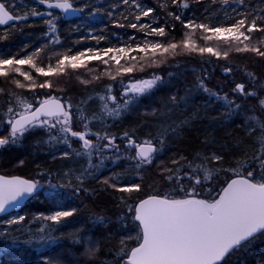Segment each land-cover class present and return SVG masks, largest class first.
I'll use <instances>...</instances> for the list:
<instances>
[{
    "label": "trees",
    "instance_id": "obj_1",
    "mask_svg": "<svg viewBox=\"0 0 264 264\" xmlns=\"http://www.w3.org/2000/svg\"><path fill=\"white\" fill-rule=\"evenodd\" d=\"M6 6L11 5L19 14H25V8L32 7L41 12H49L41 7L34 5L33 0H2ZM99 0H75L74 6L83 7L82 17L70 22H64L62 19L56 21L57 32L50 33L45 19L52 17H32L27 21L18 22L10 27L1 29L0 37L7 33L6 39H0V58L19 56L24 57L33 51L43 47L38 63L47 65L54 63L58 59L57 53L64 54L63 51L71 49V52L83 51L84 49L99 44L117 45L134 43L144 38V33L130 27H116V23H152L153 18L157 23L154 26H167L169 36L161 42L167 43L169 40L179 43L185 37L188 31L169 12L175 15H181L185 22L194 20L197 23H204L210 26H216L221 23L230 24L233 21L229 16L234 17L236 13L231 12L232 7H236L229 0L228 5H222L220 0L213 3L212 0H186L189 7L179 6L183 0H136L144 7H151L153 11L149 16L141 17L139 22L135 21V15L138 10L131 11L130 6L123 4V0H102V6L97 4ZM249 2V0H246ZM166 3V8H161L160 4ZM249 7L255 9L264 7L259 4V0H250ZM101 9L96 13V9ZM207 9V11H205ZM243 10V9H241ZM102 15V23L99 16L91 17L93 13ZM111 12L112 16L108 13ZM55 16L57 13L53 12ZM254 14H257L254 12ZM264 15V13H259ZM60 17V16H58ZM127 17V19H124ZM251 19V17H249ZM258 23H260L258 21ZM18 24L28 26L18 27ZM79 26V30H77ZM91 28L96 33L94 36L87 33ZM58 36L60 44H52L51 36ZM96 37H103L102 41H97ZM132 37H136L135 40ZM264 37V33H258V40ZM154 39V38H153ZM58 57V58H57ZM139 58V57H138ZM136 62V61H135ZM114 63V62H113ZM160 72L161 80L158 85L147 95H144L142 103L133 104L131 113H123L122 118H105L103 123L99 119L90 125L92 132L104 133L106 130L110 135L119 137L124 132H129L137 141L140 140L136 135H152L157 137L158 133L164 132L165 146L162 155H160L153 165L146 166V170H137L135 161L129 159L134 156L131 151H125L123 154H114L113 152H103L102 160L109 156L102 169V161L94 158L89 167V161L84 155L76 156L70 154L64 157V152H70L71 149L63 143L50 140L49 134L42 128L25 133L22 141L18 145H5L0 148V174L4 176H20L29 180L39 181L44 185L38 195L32 197L29 202L19 211L7 216L0 217V264H119L123 257H117V252L121 247L135 246L134 239H127L128 236H134L137 228L134 227L131 219L132 213L127 211L124 203L119 199L124 197L129 203H134L137 198H146L151 194L173 195L177 198L183 197L182 192H173L169 186L159 176V169L156 167L158 161H164L162 167H176L170 163L172 159H179L181 155L188 160L199 153L202 156H211L217 153L224 157L223 165L228 167L235 160L244 157L245 153L253 155L258 145L254 144L253 137L257 133L248 134L245 121L249 116L255 115L258 118H264V112H261L257 97L244 98L238 93H233V82L230 74H223L221 71L225 67L232 69L231 74H235L242 83L246 85V90H255L258 97H264V58L257 57L250 53L231 52L228 59H217L205 53L201 56L198 53L176 52L170 58L158 57L154 65ZM26 71H31L27 65L21 66ZM115 66H111L108 71L115 73ZM144 67H137L133 74L135 79L147 77L151 71ZM95 71V69L93 70ZM96 74L89 75L75 74L66 72L54 81L52 89H37V93L60 96L65 100L71 99L73 112L77 111L76 106L89 114V106L81 101H87L90 97L97 100L101 95H105L107 90L102 87L107 82H115L109 77L102 81L94 79L100 76L102 68L96 69ZM246 73H253L255 80L250 79ZM90 74V73H89ZM127 75V76H133ZM35 75V73H33ZM126 76V77H127ZM23 80V77H17ZM43 80L44 78H39ZM203 80L211 91L217 95L205 93L203 88L196 85L197 80ZM89 81L81 83V81ZM10 83H8V82ZM226 87L229 90H226ZM0 88L4 89L0 94V116L6 112L9 92L22 93L28 98H32L33 93L27 90L16 89L11 83V79L0 77ZM199 88V90L197 89ZM225 89V90H222ZM227 93L228 97L238 99L241 105L240 109L228 107L221 101L222 94ZM175 97V102L172 98ZM91 102V104L93 103ZM96 102V101H95ZM13 105L15 101H12ZM155 107L151 114L139 112L143 107ZM89 107V108H88ZM255 111H252V110ZM95 110L92 106L91 109ZM146 114V115H145ZM7 118L5 117V120ZM251 123V122H250ZM177 125L180 127L176 133L171 131ZM73 130L83 131L80 122L74 117ZM9 126L5 123L0 127V138L9 136ZM102 129V132L100 131ZM53 135L56 131L53 130ZM95 138V136H91ZM72 142H78L72 138ZM107 143V141H104ZM124 147V146H123ZM72 148L83 150L80 142L73 143ZM23 161L21 164L20 161ZM199 159L196 163H199ZM184 163V161H181ZM77 166H74V165ZM212 167L213 165H209ZM75 167V168H73ZM84 169L93 173L92 177L84 180L83 185L77 192L76 188L80 182L76 179ZM182 171H190L183 169ZM119 174L120 184L140 183L142 190L140 192L121 193L115 189L103 184L105 178ZM143 176L141 181L140 176ZM167 175V173H165ZM203 178V173H200ZM94 177V178H93ZM227 179L223 173L218 181L208 182L205 187L197 185V191L201 198H211L216 192H208V187L219 189V185ZM189 190L194 181L187 177L182 181ZM69 185V187H57L55 190L61 193V197L53 200L47 196L54 185ZM59 210H75L74 215L62 220L60 224H55L50 220H44L43 216L53 215ZM24 216L25 220L20 224L8 225L7 220ZM123 216L124 220L119 218ZM103 217L104 223H100L98 218ZM79 239V243H75ZM124 240V245L121 241ZM99 250L94 256L87 255V250ZM226 264H264V236L254 240L252 243L234 251L226 258Z\"/></svg>",
    "mask_w": 264,
    "mask_h": 264
},
{
    "label": "snow or ice",
    "instance_id": "obj_2",
    "mask_svg": "<svg viewBox=\"0 0 264 264\" xmlns=\"http://www.w3.org/2000/svg\"><path fill=\"white\" fill-rule=\"evenodd\" d=\"M21 2L23 3L24 0ZM172 2L176 3L177 0H172ZM212 2L216 3L217 0H212ZM249 2L232 0L236 7H232L231 12L236 13V16L228 18L233 22L230 24L221 23L216 26L197 23L194 20L185 22L181 19L182 14L175 15L169 12L168 15L173 16L188 30L184 39L179 43L171 40L167 43L159 40H145L142 44L137 43L134 47L132 45L103 49L89 47L86 51H77L74 54L57 53L59 58L55 64L49 62L47 65L37 62L41 52L44 51L43 47L22 58L19 56L0 58V77L10 78L16 89L33 93L30 99L22 93L9 92L8 107L3 116H0V127L7 123L10 131L7 138H0V148L9 144L18 145L25 133L42 128L49 134L50 140L63 143L71 149V153L67 151L63 153L64 157H68L70 154L86 155L89 157V167H91L94 147L97 153H102L104 149H113L118 152L119 145L116 144V136L110 135L106 130L103 134L92 132L90 125L97 119L103 123L105 116L119 118L128 111L131 105L138 102L141 96L150 93L157 86L161 80L160 76L153 74L151 78L139 80L130 78L119 98L112 94L111 85L107 86L106 94L99 97L101 110L91 116L85 115L84 110L79 106H76L77 111L74 113V106L70 98L65 100L50 92L39 94L37 89H52L53 83L48 79L49 77H60L65 75L69 69L75 71L87 68V64L83 62L86 57L89 60H100L105 65H109L110 61H113L117 66L115 73L112 71L104 73L113 81L118 76L122 78L124 75L133 73L140 61L147 60L150 64H154L157 56L163 57L169 52L175 53L180 48L189 54L198 53L203 56L207 53L217 59H228L229 53L232 51L254 53L257 57L264 58V37L257 41L252 35L253 33H264V15L259 14L264 13V7L252 9L249 7ZM36 3L45 5L48 9H61L64 13L84 12L83 7L74 6L75 0H36ZM220 3L228 5L229 0H220ZM123 4L134 6L138 10V14L133 13L137 22L141 20L142 16H149L153 11L151 7H144L136 0H123ZM259 4L264 5V0H259ZM179 6L185 9L189 7L186 0H183ZM160 7L166 8L167 4L161 3ZM100 11L101 9H96V13ZM108 15L112 16V13L109 12ZM29 16L52 17L44 20L50 33L57 32L56 21L62 19L51 11L41 12L35 7H32L30 11L26 7L25 14H19L11 5L6 6L5 2H0V26L8 25L11 21H27ZM153 23H157L155 18L152 23L134 22L127 25L116 23L115 26L137 29L143 32L146 37L169 36L165 27H153ZM17 26L22 28L28 25L18 24ZM77 30H79V26H77ZM197 31L201 33L200 39L205 41L203 46L198 45L192 39ZM6 38L7 33L0 37V39ZM50 39L52 44H60L58 36H51ZM95 39L99 42L103 37H95ZM132 39L135 40L136 37H132ZM212 42L217 45H226L227 48L222 51L219 47H213ZM132 52L143 55H139V58L130 56ZM104 57H108V59H104ZM122 60L125 61L123 65L121 64ZM131 61H136V63H131ZM24 65H27L31 71L24 70L21 67ZM141 71H143V66H141ZM224 71L230 73L232 69L225 67ZM246 74L250 79L255 80L253 73ZM17 77H23V80ZM41 77L44 79L40 80ZM100 78V76L94 77L97 80ZM81 83H88V81L82 80ZM120 83H124L123 79L120 80ZM198 84L210 95H217L207 87L203 80L198 81ZM232 91L244 98L257 97L259 108L261 112H264V97H258L255 90H246L244 83H237ZM3 92L4 89L0 88V94ZM220 98L224 99L228 105H235L233 111L241 108L240 104L229 99L227 93ZM13 100L15 101L14 105ZM172 100L175 102V97ZM81 103H86V101H81ZM74 117L82 125L83 131L73 130ZM245 124L249 135L257 133L253 137V141L258 147L253 155L249 156L245 153L244 157L235 160L228 167L222 163L224 157L217 153H213L211 156H202L197 153L191 161L181 155L179 159L170 161L176 167L161 168L164 161H158L156 167L159 169V176L171 186L173 192L184 193L183 197L177 198L170 194H151L146 198H137L134 203H129L124 197L119 198L127 211L132 213L131 219L134 227L137 228L134 236L127 237L129 240H135V246L130 248L124 246L117 252V257L124 258L119 261V264H226V257L231 253L264 236V118L252 115L248 117ZM179 127L180 125H177L175 128H171V131L176 133ZM53 130L56 131V135L52 134ZM168 130L165 128L164 132L157 134V137L147 138L140 142L134 139L129 132L123 133V137L126 139L125 148L129 151L135 150V155L128 158L136 162L137 170H146V166L153 165V162L162 155L165 146L164 136ZM91 136L96 137L95 145ZM72 138L81 142L83 151L72 148ZM154 140H158V145L153 142ZM100 141H107V143L100 144ZM197 159H199V163H196ZM20 163L22 164L23 161L21 160ZM210 164L213 166L210 167ZM183 169L190 171H182ZM200 173H203V178ZM222 173L227 176V179L219 185V189L208 187V192L215 191L216 195L211 198H198L199 193L196 186L205 187L208 182L218 181ZM92 176L91 171L84 169L76 178L80 182L76 191L80 190L85 179ZM185 177L194 181L190 190L182 183ZM140 179L143 180L142 175ZM102 183L121 193L131 194L142 190L140 183L121 185L119 174L105 178ZM69 186L70 184L51 186L52 190L47 193V196L56 200L62 194L55 189ZM38 194V182L18 176L7 178L0 175V214L6 213L10 207L16 208L26 198ZM74 212L75 210H59L53 215L43 216V219L60 224L62 220L73 216ZM119 219L123 221L124 217L121 216ZM24 220V216H18L7 220L6 223L15 225ZM98 220L100 223H104L103 217H99ZM74 242L79 243L80 241L77 239ZM121 244L124 245V240L121 241ZM98 250V248H89L87 255L94 256Z\"/></svg>",
    "mask_w": 264,
    "mask_h": 264
},
{
    "label": "bare ground",
    "instance_id": "obj_3",
    "mask_svg": "<svg viewBox=\"0 0 264 264\" xmlns=\"http://www.w3.org/2000/svg\"><path fill=\"white\" fill-rule=\"evenodd\" d=\"M99 2H100V4H99ZM99 2H97V4H99V5H101L102 6V0H99ZM33 3H34V5H36V6H38V7H41V8H43V9H45V10H47V11H51V12H55V13H57L58 14V16H60V17H62V20L64 21V22H67L66 21V18H65V15L64 14H62V13H59L58 11H56V10H52V9H48V8H45V7H43V6H41V5H39L38 3H36V0H33ZM128 6H130V5H128ZM76 7V6H75ZM130 9H131V11H133V10H135V7L134 6H131L130 7ZM137 10V9H136ZM104 13H102L101 12V14L99 15H96V13H95V15H92V17H91V20H92V18L94 19V17L95 16H99V21H100V23H102V15H103ZM151 14V13H150ZM149 14V15H150ZM146 17V16H145ZM75 20V19H74ZM71 21H73V20H71ZM70 22V21H69ZM18 23V22H17ZM144 23H147V22H144ZM16 24V23H15ZM157 26H159V25H156V26H154L153 25V27H157ZM161 27H165V31L168 33L169 32V29H168V27L167 26H161ZM7 28V27H6ZM2 29H4V28H2ZM87 33L88 34H90V35H92V36H94L96 33L94 32V30L93 29H91V28H88L87 29ZM96 37V36H95ZM167 37V36H166ZM166 37H155V36H151V37H146V36H144V38L143 39H141V40H137L136 42H134V43H131L133 46L134 45H136L137 43H140V44H142L145 40H153V41H157V40H155V38L156 39H159V38H161L163 41L165 40V38ZM154 38V39H153ZM100 41H102V39L100 40ZM130 43L128 42L127 44H123L124 46H126V45H130ZM120 45H117V43H112V44H109V45H103L102 43L101 44H99V45H96V46H91V44H90V46L89 47H91V48H93V49H103V48H106V47H113V48H116V47H119ZM88 47V48H89ZM88 48H86V49H84L83 51H86ZM223 51V50H222ZM64 53H68V54H74V53H72V52H67V50H65V51H63ZM230 54V53H229ZM89 56L91 55L90 53L88 54ZM132 56H137V57H139V55H143V54H138V53H136V52H133L132 54H131ZM149 55H150V53H149ZM173 54H171V55H167V54H165V56H163L164 58H170L171 56H172ZM158 57H160V56H157L156 58H158ZM106 58V57H105ZM155 58V59H156ZM84 63L85 64H87V68H80V69H77L76 70V73L75 74H78V73H80V74H85V75H91V74H96V69L97 68H102V62L100 61V60H89L87 63H86V61H84ZM149 64V62L147 61V60H144V61H140V63L139 64H137V67H141V66H143V68L144 67H149L150 65H148ZM136 67V68H137ZM157 67H153L152 69H147V70H150L151 72L149 73V74H147V77H141V78H137V79H148V78H151V76L153 75V74H155V75H160V72H158L157 71V69H156ZM95 69V71H93ZM223 74H230V76H231V82H233L232 84H233V86L234 85H236L237 83H242V81H244V78H243V80H241V79H239V77L238 76H236L235 74H231V73H225V71L224 70H222L221 71ZM90 73V74H89ZM97 73H99V72H97ZM101 75H100V79H96L97 81H102V73H100ZM138 74H133V76H137ZM96 77V76H95ZM90 78H91V76H90ZM105 78V77H104ZM103 78V79H104ZM128 78H130V77H124L123 78V81H124V83H129L128 81H127V79ZM120 79L121 78H117L116 79V81L115 82H107V84H105V86L104 87H102L103 89H105V90H107V86H109V85H111V88H112V93L114 94V95H116V96H118V97H120V93L122 92V86H124V83L123 84H121L120 83ZM202 80V79H201ZM198 81H200V79L199 80H197V83H196V85L198 86ZM89 82V81H88ZM245 82V81H244ZM122 85V86H121ZM158 85V84H157ZM207 87H208V85H207ZM210 90L212 89V88H210V87H208ZM198 90H199V88H197ZM222 90H225V89H222ZM226 90H229L227 87H226ZM152 91V90H151ZM206 93V92H205ZM209 93V92H208ZM147 95V94H146ZM102 96V95H101ZM216 96H220V95H216ZM100 97V96H99ZM99 97L97 98V100H95V101H93L94 99H92L91 97L89 98V99H87V101H86V106H89L88 108H89V114L90 115H92L93 113H95V112H99L100 110H101V101L99 100ZM221 97H223V94H222V96ZM143 99H144V97L143 96H141L140 98H139V100H138V102H136V105L137 104H139V103H142L143 102ZM229 99L230 100H234L236 103L238 102H240L238 99H233V98H230L229 97ZM93 101V103L91 104V102ZM221 101L224 103V104H226V105H228L227 104V102L224 100V99H222L221 98ZM92 106H94L95 107V110H90L91 109V107ZM234 106L235 105H228V107H231V109H233L234 108ZM146 108L147 107H143V108H141V110L139 111L142 115L144 114V113H146V112H144V110H146ZM151 108H152V110L150 111V113L152 114L154 111H155V107L154 106H151ZM131 111H132V108L131 107H129V109H128V111H126V112H128V113H131ZM126 112H124V113H126ZM146 114H149V112L148 113H146ZM145 114V115H146ZM85 115H87L86 113H85ZM88 116V115H87ZM122 116H125V115H121L120 117L122 118ZM119 117V118H120ZM105 118H112V117H108V116H105L104 117V119ZM119 118H115V119H119ZM100 131L102 132V129H100ZM137 137H139L140 138V140L138 141V142H140V141H143L144 139H147V138H153L154 136H152V135H139V134H137L136 135ZM117 139H116V144L117 145H119V151L117 152V151H115V150H113V149H107L106 151H109V152H113L114 154H123V153H125V151L127 152L128 150L125 148V144H126V139L123 137V135H121V136H119V137H116ZM134 139H135V137H133ZM91 139L93 140V142H94V145L97 143V141H96V139L95 138H92L91 137ZM76 141H78V140H76ZM79 142V141H78ZM78 142H72V144L74 143H78ZM154 143H157V145H158V140H154L153 141ZM80 144H81V142H80ZM124 146V147H123ZM80 151H83V150H80ZM105 151V152H106ZM132 153H133V155H135V150L133 149L132 151H131ZM94 153V154H93ZM92 153V156H91V162H92V160L94 159V158H98L100 161H102V169L105 167V162L107 163V159L108 158H110L111 159V157H109V156H107V157H105V159H103L102 160V153H97V151L95 150V147H94V152ZM84 158H86L88 161H89V157L88 156H86V155H84ZM113 162H115L116 160L115 159H111ZM74 166H77L76 164L74 165ZM73 168H75V167H73ZM38 182V186H42L43 184H41V183H39V181H37ZM42 190V189H41ZM28 203V202H27Z\"/></svg>",
    "mask_w": 264,
    "mask_h": 264
},
{
    "label": "rangeland",
    "instance_id": "obj_4",
    "mask_svg": "<svg viewBox=\"0 0 264 264\" xmlns=\"http://www.w3.org/2000/svg\"><path fill=\"white\" fill-rule=\"evenodd\" d=\"M236 16V15H235ZM234 16V17H235ZM143 17H145V16H143ZM69 22V21H68ZM253 35V37H254V40H257L258 41V33H253L252 34ZM200 36H201V33L199 32V31H197L194 35H193V37H192V39L194 40V42L195 43H197L198 45H201V46H203V45H205V41H203L202 39H200ZM130 45H132L131 43H130ZM133 46V45H132ZM135 46V45H134ZM133 46V47H134ZM212 46L213 47H219L221 50H226V48H227V46L226 45H223V44H219V45H217L215 42H212ZM119 47H124V45H120ZM176 52H185V53H187L186 51H184L182 48H180V49H177L176 50ZM175 52V53H176ZM232 52H235V51H232ZM133 53V52H132ZM132 53H130V56H132L131 54ZM174 53V54H175ZM231 53V52H230ZM171 54H173L172 52H169L167 55H171ZM250 54H253V55H255L254 53H250ZM109 55H111V54H109ZM58 58V57H57ZM164 58V57H163ZM104 59H108V57H104ZM56 60L57 59H55L54 60V63L56 62ZM94 60V59H93ZM84 61H86V63L89 61V59H87V57L86 58H84ZM83 61V62H84ZM95 61V60H94ZM131 63H136L135 61H131ZM112 64H113V66H115V67H117L116 65H115V63H113V61H110V64L109 65H105V64H103L102 63V79L104 78V77H108V76H106V75H104V73L106 72V71H108L109 70V68H111V66H112ZM121 64L123 65V64H125V61L124 60H122L121 61ZM148 65H150L149 67H146V68H148V69H152L153 67H155L154 65H155V63L154 64H148ZM116 69V68H115ZM114 70V69H113ZM112 70V71H113ZM76 72V70L75 71H73V70H71V69H69L68 70V73H75ZM134 73V72H133ZM133 73H131V74H127V75H132ZM127 75H124L122 78L121 77H117V78H121V79H123L125 76H127ZM127 77H129V76H127ZM50 78H52L54 81H56V79L57 78H59V77H55V76H53V77H50ZM130 78L131 79H133V80H139V79H135V77L134 76H130ZM130 78H128L127 79V81L129 82L130 81ZM120 79V80H121ZM54 81H52V83H55ZM8 82V81H7ZM8 83H10V82H8ZM127 85V83H124V86H122V91H123V89H124V87ZM113 94V93H112ZM114 95V94H113ZM117 98H119L118 96H117ZM152 110V108L151 107H148V108H146V110H144V112H146V113H150V111ZM7 124V123H6ZM9 128V127H8ZM9 131H10V129H9ZM100 144H106L104 141H100L99 142ZM107 149H104L103 151H102V153L103 152H105ZM93 152H94V149H93ZM92 152V153H93ZM94 154V153H93ZM200 194V193H199ZM198 198H201L200 197V195H199V197Z\"/></svg>",
    "mask_w": 264,
    "mask_h": 264
},
{
    "label": "water",
    "instance_id": "obj_5",
    "mask_svg": "<svg viewBox=\"0 0 264 264\" xmlns=\"http://www.w3.org/2000/svg\"><path fill=\"white\" fill-rule=\"evenodd\" d=\"M0 2H2V0H0ZM41 6L47 8L45 5H41ZM52 10H56V11H58L59 13L64 14V15H65V18H66V21H71V20L79 19L80 17H82V13H75V14H72V13H64L61 9H52ZM15 23H17V22H16V21H11V22H9L8 25L0 26V28L2 29V28L10 27V26L14 25ZM0 175H2V174H0ZM2 176H4V175H2ZM5 177H7V178H12V177H14V176H12V177H10V176H5ZM18 177H20V176H18ZM20 178H22V179H26V178H24V177H20ZM26 180H29V179H26ZM31 181H33V180H31ZM34 182H37V181H34ZM43 188H44V185H42V186H38V192H39L41 189H43ZM31 198H32V197L26 198V199H25L20 205H18L16 208H11V207H10L6 213H2V214H0V217L7 216V215L12 214V213H14V212H16V211H19L20 209H22V208L27 204V202H29V200H30ZM226 258H227V257H226Z\"/></svg>",
    "mask_w": 264,
    "mask_h": 264
}]
</instances>
